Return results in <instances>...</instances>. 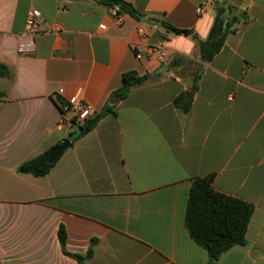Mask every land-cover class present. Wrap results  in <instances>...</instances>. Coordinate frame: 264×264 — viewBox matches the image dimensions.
Here are the masks:
<instances>
[{"label": "crops", "instance_id": "crops-1", "mask_svg": "<svg viewBox=\"0 0 264 264\" xmlns=\"http://www.w3.org/2000/svg\"><path fill=\"white\" fill-rule=\"evenodd\" d=\"M122 1L139 17L119 10L117 21L98 0H0V63L9 68L0 77V264H79L62 250L61 224L70 252L98 240L85 264H208L185 215L194 178L209 174L216 190L254 206L246 245L214 264H264V0L238 4L248 19L211 61L199 40L229 0ZM32 8L45 29L30 37ZM131 70L146 79L112 102ZM181 93L187 112L174 102ZM75 97L92 114L112 112L73 141ZM65 139L71 146L46 175L19 171Z\"/></svg>", "mask_w": 264, "mask_h": 264}, {"label": "trees", "instance_id": "trees-1", "mask_svg": "<svg viewBox=\"0 0 264 264\" xmlns=\"http://www.w3.org/2000/svg\"><path fill=\"white\" fill-rule=\"evenodd\" d=\"M99 2L111 7L119 6L120 10H125L120 3L122 0H98ZM139 17L134 8L125 10ZM248 14L242 11L240 15L234 14L233 10L225 7H218L214 23L211 27L209 36L205 40H199V55L203 61H211L225 44L227 36L235 32L236 24L241 20H247ZM161 25L167 30L177 34H192L191 29H181L173 26L165 20H161ZM196 37V36H195ZM9 75V68L0 63V77ZM147 75L139 76L136 71H128L123 74L122 86L117 90L120 98L126 96L129 90L138 83L143 82ZM200 74L195 76L191 91L198 89ZM57 102L64 111L65 103L61 99ZM175 105L185 112L191 107V99L186 93H181L175 100ZM112 112L110 106H105L100 112L91 114L84 119H77L75 123L78 129L71 132L72 140L84 136L94 129L98 122L107 114ZM77 118V117H76ZM52 149V148H51ZM47 150L33 158L24 161L19 166V171L31 173L36 176L46 175L55 163L47 161ZM214 174L203 177H196L193 180L185 215V226L193 239L209 253L208 264H214L220 257L234 246H243L247 243V228L254 212L253 204L240 198L225 194L213 187ZM67 230L63 224L58 230V238L63 252L76 259L79 264L93 257L94 247L98 240L93 238L90 247L85 254L70 252L67 247Z\"/></svg>", "mask_w": 264, "mask_h": 264}, {"label": "built area", "instance_id": "built-area-1", "mask_svg": "<svg viewBox=\"0 0 264 264\" xmlns=\"http://www.w3.org/2000/svg\"><path fill=\"white\" fill-rule=\"evenodd\" d=\"M203 8H204L203 5L199 6L198 12L199 13L202 12ZM119 10H120L119 6H114L113 11H112L117 21H120ZM43 29L45 28L43 27V24H42L40 11L37 8H32L26 20V28H25L26 34L32 37L34 34H36L37 32ZM139 31L143 32V29L140 28ZM150 49H151L150 52H157L160 49V47L152 46L150 47ZM20 51L23 53H29L31 52V49L21 45ZM136 56L137 58H141L142 57L141 52H136ZM159 57L161 60H163L164 54L162 53L159 54ZM60 92L62 93L63 89H60ZM69 105L71 106V109L74 110L75 116L77 117V119H84L85 117L92 114L91 106L87 102L82 100L81 98L75 97L71 99V101L69 102L67 106Z\"/></svg>", "mask_w": 264, "mask_h": 264}, {"label": "water", "instance_id": "water-1", "mask_svg": "<svg viewBox=\"0 0 264 264\" xmlns=\"http://www.w3.org/2000/svg\"><path fill=\"white\" fill-rule=\"evenodd\" d=\"M120 5L126 9H130V4L127 2L122 1ZM192 93H189L191 95ZM117 99H119V95L117 93H114L111 97L112 102H115ZM72 142L70 139H65L59 144H57L55 147H53L50 152L47 155V161L50 163H55L59 160V158L62 156V154L65 152L67 148L71 146Z\"/></svg>", "mask_w": 264, "mask_h": 264}, {"label": "rangeland", "instance_id": "rangeland-1", "mask_svg": "<svg viewBox=\"0 0 264 264\" xmlns=\"http://www.w3.org/2000/svg\"><path fill=\"white\" fill-rule=\"evenodd\" d=\"M244 0H229V5H228V8H230V9H232L233 10V12H234V14L236 13H238L237 12V6H238V4L240 3H242ZM75 130H77V129H72V131H75ZM68 138H72V136H71V132L68 134Z\"/></svg>", "mask_w": 264, "mask_h": 264}]
</instances>
